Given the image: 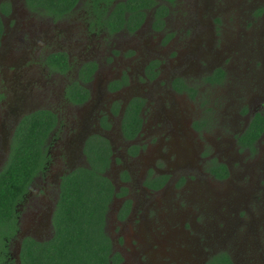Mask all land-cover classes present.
<instances>
[{
  "label": "flooded vegetation",
  "instance_id": "flooded-vegetation-1",
  "mask_svg": "<svg viewBox=\"0 0 264 264\" xmlns=\"http://www.w3.org/2000/svg\"><path fill=\"white\" fill-rule=\"evenodd\" d=\"M109 1L107 5L106 0H77L70 11L56 17L40 6L33 11L25 0H0V8H8L7 12H0L2 81L10 76L14 78L13 69L23 67V61L6 52L15 54L10 50L17 46L20 55L26 58H30L27 52L34 53V58L30 59L35 62L26 66L27 71L46 68L56 77H62L60 91L65 101L73 106L97 107L95 114L90 115L89 111L83 120L63 129L70 134L64 142L61 119L47 106L46 97L40 95L35 107L29 110L7 112L12 122L1 137L0 171L8 159L11 139L24 120L47 110L55 115L56 121L44 144L49 156L44 170L33 177L27 190L17 198L15 233L0 240V264H21L28 238L43 242L52 237V217L62 176L88 167V151L104 145L102 140H106L110 148L109 163L103 175L114 188L104 225L112 255H117L115 260L119 258L111 264H214L222 253L230 257L232 264H235V256L241 264L250 257L260 259L254 245L257 241L251 242L260 238L250 234V226L256 222L264 225V213L258 209L257 216H250L248 208H242L251 200L254 189L232 187L226 188L224 194L219 184L230 181L233 172L229 162L236 161L238 148L252 153L264 136L263 130L252 145L239 141L254 115L260 113L264 117V111L250 105L244 108L243 124L240 128L233 125L232 142L236 147L227 149L202 145L198 141L193 146L189 143L190 135L200 139L214 125L210 111L215 110L216 103L213 107L207 106L205 99L190 108L181 110L179 107L182 97L194 99L201 95L191 82L193 77L204 74L202 79L207 84L227 79L222 62L233 61L225 60L223 50L235 52L242 47L238 38L233 39L230 34L221 46H216L217 0ZM119 4H123L124 9H119L124 22L119 17L116 26L101 24L100 17L110 16ZM257 13H264V7ZM38 14L52 22L76 19L73 25L81 46L79 57L74 58L68 52L60 31L54 32V40H42L38 44L39 53L30 50L35 44L22 41L23 29L27 27L26 19L36 20ZM258 30L264 32V21L262 29L259 26ZM222 32L229 33L230 29ZM261 32L251 31L246 33V38L255 40L259 47L261 43L264 45ZM32 34L30 32L29 36ZM19 45L26 46L20 49ZM58 53L64 54L66 59L55 62H67L65 71L52 69L48 64L50 56ZM217 70L223 71V77L215 81L212 78ZM69 73L71 77L65 80ZM96 81L94 90L91 85ZM179 93L183 96L177 97ZM4 98L5 94L0 93V100ZM100 106H104L103 109ZM136 109L139 120L134 124L125 121L126 113ZM52 148H56L59 157L54 164ZM215 163L226 167V176L217 177L211 171L220 169ZM51 164L55 170L54 180L35 188L38 180H46ZM248 170L256 176L255 165H250ZM38 190L45 199L41 205L34 200ZM245 193L249 197L243 199ZM31 201L39 214L29 213L26 219L24 213ZM261 255L264 256V247Z\"/></svg>",
  "mask_w": 264,
  "mask_h": 264
},
{
  "label": "rangeland",
  "instance_id": "rangeland-1",
  "mask_svg": "<svg viewBox=\"0 0 264 264\" xmlns=\"http://www.w3.org/2000/svg\"><path fill=\"white\" fill-rule=\"evenodd\" d=\"M216 5L219 9L216 11L218 21L214 24L215 32L218 35L215 42L216 46H221L220 44L226 41L227 34H230L231 38H238L240 41L239 44H242V47L235 52L223 50V53L226 54L225 60L233 61L222 62V64L226 66L225 69L227 70L228 75V78L223 82L207 84L202 79L204 74L195 77H193L192 74L191 77H193V80L191 82L199 88L201 95L194 99H190L186 96L182 97L179 99V107L181 110L184 107L190 108L192 105H197V103H200V101L203 102L205 99L207 100V106L209 105L210 107H213V103H216L215 110L210 111L211 116H213L214 125L207 130L204 136H200V139L194 135H190L189 143L193 146L197 145L196 143L198 141L202 145L213 146V148L221 146L222 148L229 149L231 146L236 147L234 142H232L233 133L235 131L233 125L240 128L243 124V119L245 118L244 114L246 113L243 112L244 108L250 105L251 107L255 106L258 110L264 111V45L261 43L258 47V43L255 42V40L249 41L246 38V33L251 31H253L254 34L255 31H258V33L261 32L258 29L259 26L262 29L264 13L258 15L257 11L260 7H264V2H262V0H229V2H227V0H217ZM71 18L68 20L53 22L51 19L40 17L39 14L38 19L36 20L27 18V27H24L23 29L24 35L22 41L29 44H35L30 50H37L38 44L41 43L42 40H54V32L60 31L62 33L60 38L63 43L67 45L68 52L74 58L79 57V49H81V46L78 44L79 39L77 31L73 25V21H76V19ZM34 21H36V24ZM32 23H34V27H31ZM46 25L52 27L56 26V28L50 29L47 28ZM226 29H230V32L221 33V30ZM237 31H240L241 33H236ZM30 32H33L31 36H29ZM261 33L264 34V32ZM38 35L41 36L40 39L37 38ZM260 39L264 41V36H261ZM94 43L95 46H97L96 41H94ZM244 43L246 44L245 47H243ZM19 46L20 49H22L26 45ZM10 51L13 53L15 52V54L8 51L6 52L13 57H16V59L23 61L24 64L20 70L13 69L14 74L16 75L14 78L10 76L9 79L2 81V77H0V93L5 94V98L0 100V144L2 143L1 137H4L5 133L8 131L9 122H12L11 117L7 115V112L12 110L13 112L19 111L21 108L29 110L32 107H35V102L39 101L40 95L49 100L47 106L55 110L61 119L60 130L62 131L61 140L63 142L66 141L70 135L65 133V130L63 129L83 120L89 111L90 115L97 112L96 106H91L90 104L73 106L65 101L60 91V79L62 77H56L46 68L33 72L27 71L26 66L31 62H35L33 59H30L34 58V53L27 52L26 55L30 58H26L25 56L20 55L17 46H13ZM37 52L39 53L38 50ZM7 58L10 59L11 57L7 56ZM70 77L71 74L69 73L64 79L66 80ZM96 85L97 81L95 83L93 82L91 87L94 89ZM181 96H183L182 93L177 95V97ZM103 107L104 106H100L102 109ZM167 109L170 110L171 108L168 107ZM237 151L239 152L237 153L236 161L233 163L229 162L232 167V177L230 181H225L219 184L220 192L225 194L226 188L232 187H252V189H254L252 198L244 203L242 208L247 207L250 216L255 214L257 216V214H259L258 209L264 213V136L258 142L252 153L247 152L243 148H238ZM51 153L55 154L52 157L54 164L59 158L56 154V148H52ZM221 158L225 160V158ZM248 164L255 165V177L248 170V167L250 166ZM50 166L52 169V164ZM53 170L54 169L47 171L46 180H38L35 188H41L42 185L51 183L54 180L53 175L55 174V170ZM39 190L34 193L36 196L34 200L41 205V202L45 201V199L43 196H40ZM247 193L242 194L243 199L247 198ZM33 203V201L29 203V207L24 213L26 219L27 216L29 218V213H32L33 215L35 214V216L39 214L36 212V208H33ZM147 224H149V222H147L146 225ZM250 229L251 235H256L260 238L251 239V242L253 243L254 241H257L254 245L261 260L252 259L250 257L249 261L244 262V264H264V256L261 255V248L263 249L264 247V225L256 222V224L250 226ZM238 235H241V233ZM235 264H241V262L237 260V256H235Z\"/></svg>",
  "mask_w": 264,
  "mask_h": 264
},
{
  "label": "trees",
  "instance_id": "trees-1",
  "mask_svg": "<svg viewBox=\"0 0 264 264\" xmlns=\"http://www.w3.org/2000/svg\"><path fill=\"white\" fill-rule=\"evenodd\" d=\"M25 2L32 9L40 6L47 14L61 17L64 12L71 10L77 0H25ZM109 2L106 0L105 3L108 5ZM95 6L98 8L97 4ZM119 7L124 9L123 4H119L107 18L102 15L101 24L108 27L119 24L117 18L120 17V21L123 18ZM100 9L106 10L105 7ZM7 11L8 8H0L2 13ZM2 30L0 16V35ZM64 59H66L64 54H53L48 64L52 69L65 71L68 67L67 62H55ZM216 72V76L213 75L215 77L212 78L215 81L223 77L222 70ZM138 120L137 109L135 112L128 111L125 115V121L128 123L134 124ZM55 121L52 112L39 111L29 120H24L11 139L8 159L0 171V240L15 233L14 209L17 198L27 190L33 177L44 170L49 158L44 144ZM263 130L264 117L257 113L244 134L239 137V141L252 145ZM102 141L104 145L98 149L91 147L88 151V167L79 168L62 176L52 217L53 235L43 242L28 238L26 244L24 243L21 264H111L119 261V258L115 260L117 255H112L110 238L104 231L106 213L114 188L110 179L103 175L109 163L107 157L110 148L106 140ZM215 164L220 169L215 168L211 171L217 177L226 176V167ZM214 264H232V261L227 254L222 253L217 256Z\"/></svg>",
  "mask_w": 264,
  "mask_h": 264
}]
</instances>
